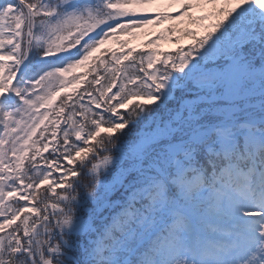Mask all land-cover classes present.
Listing matches in <instances>:
<instances>
[{"label": "snow or ice", "instance_id": "obj_1", "mask_svg": "<svg viewBox=\"0 0 264 264\" xmlns=\"http://www.w3.org/2000/svg\"><path fill=\"white\" fill-rule=\"evenodd\" d=\"M0 264H264V0H0Z\"/></svg>", "mask_w": 264, "mask_h": 264}, {"label": "trees", "instance_id": "obj_2", "mask_svg": "<svg viewBox=\"0 0 264 264\" xmlns=\"http://www.w3.org/2000/svg\"><path fill=\"white\" fill-rule=\"evenodd\" d=\"M159 112H160V110L158 109V110H157V114H159ZM139 126H140V125H137L136 127L132 128L131 131H130V133H129L128 135L124 136L122 139H123V140H129V139H133V138H135V136H136L137 133L139 132V131L137 130V127H139ZM115 154H116V153L113 152V155H115ZM101 155H103V154H101ZM93 162H94V161H93ZM81 183L88 185V186H89V190H91V184H92V181H91L90 179H88L86 175L81 179ZM79 193H80V196H81V197H84V189H83V188H80V189H79Z\"/></svg>", "mask_w": 264, "mask_h": 264}, {"label": "rangeland", "instance_id": "obj_3", "mask_svg": "<svg viewBox=\"0 0 264 264\" xmlns=\"http://www.w3.org/2000/svg\"><path fill=\"white\" fill-rule=\"evenodd\" d=\"M175 9H171L172 12H174Z\"/></svg>", "mask_w": 264, "mask_h": 264}]
</instances>
